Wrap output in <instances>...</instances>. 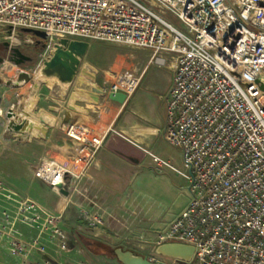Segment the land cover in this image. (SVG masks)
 <instances>
[{"label":"built area","instance_id":"2783aa9c","mask_svg":"<svg viewBox=\"0 0 264 264\" xmlns=\"http://www.w3.org/2000/svg\"><path fill=\"white\" fill-rule=\"evenodd\" d=\"M164 14L174 16L181 29ZM0 29L45 33L40 61L60 39L149 51V62L161 67L170 58L163 138L180 151L181 168L152 159L187 182L189 202L157 237L156 247L177 243L194 251L188 263L157 255L148 260L264 264V0H0ZM138 83L125 72L104 91L128 98ZM63 134L72 146L68 164L41 160L33 177L58 193L60 185L70 204L73 197L85 199L80 218L89 228H101L103 216L91 209L81 184L106 133L67 123ZM61 218L0 180V248L10 256L44 255L43 240L66 251ZM18 221L30 224L35 236L18 235Z\"/></svg>","mask_w":264,"mask_h":264},{"label":"crops","instance_id":"0c3cea01","mask_svg":"<svg viewBox=\"0 0 264 264\" xmlns=\"http://www.w3.org/2000/svg\"><path fill=\"white\" fill-rule=\"evenodd\" d=\"M5 33L11 40L17 39L19 34H13L9 30ZM32 42L33 40L24 39L21 45L12 41L1 43L3 45L7 43L9 47L18 45L20 49L30 48L29 52L34 48L31 46L34 43ZM88 44L86 54L81 61V68L91 73L94 76L93 80L81 78L78 75L68 90L61 91L55 88V85L37 88L27 83L19 87L0 88V110L7 111L11 105H14L13 111L16 113H28V119L44 127L46 132L41 134L33 131L26 134L25 139H41L46 147L60 146L61 143L59 145L55 143V134L62 129L59 124L65 112H69L70 115L68 123L84 126L98 135L106 133L104 144L86 172L83 182L87 194V197H84L91 202L89 206L91 209L98 210L103 216L104 225L98 228L97 235L106 240H121L122 237L130 239L133 235L130 220L136 221L135 217L139 216L132 214V208L135 209L134 205H138L136 210H139V218L143 220L140 222V231L137 235L150 238L156 247L157 237L167 229L172 220L185 209L189 202L187 183L185 186L181 185L179 188L175 186L172 188L174 190H170L167 186L164 187L160 180L161 177L150 176L143 170L144 164L148 163V159L143 156L144 150L155 155L152 152L155 138L160 136L163 138L165 97L173 78V62L167 58L162 68L150 70L149 51L121 48L124 46L119 45L120 48H116L98 42ZM35 46L41 48V43L36 42ZM6 47V52L10 51V48ZM125 72L138 77L139 83L134 92L128 96L126 103L120 105L110 101L104 90ZM92 87L101 89L105 93L99 98L97 104L81 97V94H86L83 92L89 91ZM9 135L8 132H3V142L0 147L2 151L0 152V178L12 187H18V177H15L12 169L13 161L6 162L11 156L17 157L14 156L18 153L15 152L17 149L11 150L14 154L3 153L7 145L11 143L6 138ZM177 151L181 168V155L180 151ZM32 175L27 173L28 178L23 188L37 196L40 181ZM133 189H136L138 194V201L134 203L130 195V190ZM63 199L66 201L64 206L55 197L43 198L47 208L58 210L59 213L67 210L68 201L64 196ZM163 201L175 204L176 208L171 210L162 205ZM4 205L10 207L6 202ZM125 222L129 225L127 229ZM21 225L30 232L29 238L35 236L32 226L22 221L15 224L17 234ZM106 245L111 244L107 242ZM5 258L16 260L17 263L21 261L18 257L10 256L6 247L2 246L0 264H7L4 261Z\"/></svg>","mask_w":264,"mask_h":264},{"label":"rangeland","instance_id":"374dc122","mask_svg":"<svg viewBox=\"0 0 264 264\" xmlns=\"http://www.w3.org/2000/svg\"><path fill=\"white\" fill-rule=\"evenodd\" d=\"M164 19L167 20L168 22L172 23L175 27L181 29V26L179 22L174 18V16L169 15V14H164ZM7 29H0V58L2 61H0V88H6V87H11V86H6L5 82L8 80H15V77L17 76L16 74L20 71H24L28 73L31 76V80L27 83L29 86H37V88H44L45 86L50 87V86H56L55 88L60 89V87L57 85L55 81L50 82L49 85H44L43 83H39L40 81L37 80V71L39 67L41 66V62L39 60V54L42 51L40 49V46H35V41L36 39L33 38L31 35L25 34V33H20L17 31L16 33L18 34L17 39L11 40L8 36ZM10 31V30H9ZM24 39H30L33 40V44L31 46H34L32 52H26L29 56L32 57V61L30 63H25L20 66L14 65L12 62H10L6 58V53L4 50L1 48L3 45L1 42H14L19 45H21ZM108 46L120 48L118 45L115 44H106ZM20 48V47H19ZM125 48V47H121ZM30 48H24V50H28ZM21 50V49H20ZM14 58V57H13ZM5 61H7L5 63ZM150 70L153 68H162L161 66H158L155 62L151 63L150 65ZM149 70V71H150ZM116 80V79H115ZM115 80L113 82H115ZM17 99V98H15ZM16 101V100H15ZM0 147L3 142V132L6 131V110H0ZM9 137H6L9 145H7V148L3 153L7 154H14L13 151L14 149H17L15 152H18L14 156L17 157H10L6 160V162H10L11 160L13 161V167L12 169L15 172V177H18V187H12L11 185L7 184L6 181L3 178H0L3 184L10 188L11 190L19 193L23 197H28L32 200H34L37 204H39L43 209L51 213L52 215H60L62 214V218L60 223L58 224V227L62 230V232L66 236V244H67V249L64 252L59 251L56 249L55 246L47 243L45 240L42 242L47 244V253L46 254H33L29 256L26 259H21L19 263H17L16 260H12L11 258H5V262L7 264H120L116 261V259L112 256L109 255H94L89 252L87 249L88 242L86 240H91V241H97L100 243L107 244L110 243L111 248H121L123 250H128L135 252L138 255L150 258L152 256H155V245L154 242L150 238H144L142 235H137L140 231L139 226L141 225V220L140 219V212L139 210H136L138 205H134L135 209L132 208V214L136 215L138 214L139 216L135 217L137 218L136 221H131L130 224L132 225V230H133V235L130 239L128 238H123L120 239H114V240H106L100 235H97L98 229H92L89 228L85 222L80 218V211L79 207H85L86 202L84 201L85 199L82 200V198L79 197H73L71 199L73 204L68 203L67 210L59 213L57 212L58 210H52L50 208H47L45 205V197L47 196H52L57 198L60 204L64 206V203L66 202L65 199H63V196L60 195L58 192L52 190L49 188L47 185H45L42 182H38L40 190H38V195L36 196L34 193H29L24 189L23 187L25 186V182L27 181V173L32 174L31 170L33 165L38 163L41 160H48V159H55L59 162H62L64 164L67 163V156L69 153L72 152V146H69V143L65 140L64 134H63V128L61 131L57 132L55 134V143L60 144L59 147H46L45 143L42 142L41 139H35V140H29L25 139L24 135L23 137H17L15 134L8 132ZM44 136V135H42ZM24 138V139H23ZM2 152V151H0ZM152 152L155 154H151L147 150H144L143 156L144 158L148 159V163L144 164V172L150 176L155 175L154 177H161L160 180H162V183L165 186H167L168 189H172L173 187L179 188V186H185L186 181L182 179L180 176H177L173 170H171L168 167H165L161 165L158 162H154L152 159V156H156L162 161L167 162L171 167L175 169H180V157H179V152L169 146L162 138V136L155 138L154 141V147L152 148ZM65 156V157H64ZM33 176V175H32ZM84 182V180H83ZM82 182L81 184V191L84 194V196L87 197L86 190L84 188V183ZM169 190V191H170ZM131 193V201L132 203L138 201V194L136 192V189L130 190ZM40 195V196H39ZM87 199V198H86ZM167 199V198H166ZM68 201V200H67ZM162 205L169 207L171 210H173L175 207V204H170V202H162ZM165 207V208H166ZM167 209V208H166ZM136 210V211H135ZM137 222V223H136ZM126 226V229L129 227L128 223H124ZM18 234L21 236L25 237L27 240L30 238V232H28L27 228L25 226L20 227V230L18 231ZM30 235V236H29ZM22 237V238H23ZM45 237V236H44ZM24 238V239H25ZM46 238V237H45Z\"/></svg>","mask_w":264,"mask_h":264},{"label":"water","instance_id":"95a60500","mask_svg":"<svg viewBox=\"0 0 264 264\" xmlns=\"http://www.w3.org/2000/svg\"><path fill=\"white\" fill-rule=\"evenodd\" d=\"M22 33L31 35L39 43H41V50L45 49V41L47 35L43 32L23 29ZM9 47V44H5ZM89 44L87 42H80L74 40L60 39L54 45V49L50 52L49 56L46 59H43L41 66L39 67L37 74L42 78L55 80L57 85L61 90H68V88L75 81L79 75L81 78L94 79V76L89 73L84 68H81V61L86 54ZM10 51L6 53V58L16 66H20L25 62H31L30 57L25 56L18 45L10 46ZM20 58L19 60L14 59L13 57ZM2 61V59H1ZM31 80V76L21 71L17 74L15 80H9L5 82L6 86L19 87L23 84L28 83ZM45 85H48L47 82H39ZM83 85V82H81ZM35 87H37L35 85ZM264 89V86H262ZM81 94V97L84 99H90L92 103L97 104L99 98L104 96L105 93L96 87L90 88L89 91H85ZM108 99L112 102L124 105L127 101V96L123 93H113L108 94ZM21 114V115H20ZM16 113L12 109L6 111L5 117L7 120L6 130L10 133L15 134L17 137H23L24 135L31 132L32 129H35L36 124L32 123L28 117L29 114L26 112ZM23 116V117H22ZM43 121L41 118L39 119ZM70 120L69 112H65L59 127L62 128ZM45 134L46 129L42 126H37ZM59 190V193L63 196H67V191L63 190L60 185L56 186ZM193 247L177 244V243H166L157 246L154 250L155 255L175 259L179 262L188 263L193 255ZM113 257L120 264H153L147 257L136 254L135 252L123 250L121 248H115L113 250Z\"/></svg>","mask_w":264,"mask_h":264},{"label":"trees","instance_id":"16d2710c","mask_svg":"<svg viewBox=\"0 0 264 264\" xmlns=\"http://www.w3.org/2000/svg\"><path fill=\"white\" fill-rule=\"evenodd\" d=\"M88 242L87 249L94 255H113V248L97 241L86 240Z\"/></svg>","mask_w":264,"mask_h":264},{"label":"bare ground","instance_id":"6f19581e","mask_svg":"<svg viewBox=\"0 0 264 264\" xmlns=\"http://www.w3.org/2000/svg\"><path fill=\"white\" fill-rule=\"evenodd\" d=\"M36 77H37V80H39L40 82H41V81H42V82H47L48 85L50 84V82L55 81V80H49V79L42 78V77L39 76L38 74H37ZM0 113H1V111H0ZM37 126H38V125H37ZM37 126L35 127V129H32L30 133H32L33 131H35V132H39V133H41V134H44V133L42 132V130H40ZM39 127H40V126H39ZM62 128H63V127H62ZM30 133H28V134H30Z\"/></svg>","mask_w":264,"mask_h":264},{"label":"flooded vegetation","instance_id":"af4514ba","mask_svg":"<svg viewBox=\"0 0 264 264\" xmlns=\"http://www.w3.org/2000/svg\"><path fill=\"white\" fill-rule=\"evenodd\" d=\"M1 48L4 50L5 53H8V51L6 52L7 47H6L5 45H2ZM32 51H34V50L31 49L29 52H32ZM21 52H22L25 56L30 57V58L32 59V57L29 56L30 54H29L28 50L21 49ZM26 52H28L29 55L26 54ZM14 59L19 60L20 58H18V57L16 56V57H14ZM0 61H1V58H0ZM25 63H30V62H25ZM25 63H24V64H25ZM89 252H90V251H89ZM90 253H91V252H90ZM91 254H93V253H91Z\"/></svg>","mask_w":264,"mask_h":264}]
</instances>
